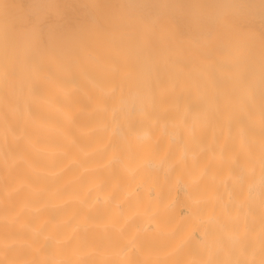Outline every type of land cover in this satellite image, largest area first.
<instances>
[{"label":"bare ground","instance_id":"6f19581e","mask_svg":"<svg viewBox=\"0 0 264 264\" xmlns=\"http://www.w3.org/2000/svg\"><path fill=\"white\" fill-rule=\"evenodd\" d=\"M120 1L0 0V127L6 132V139H0V175L5 184L43 181L30 166L53 165L35 147L60 146L62 138L39 125L68 129L84 147L89 141L78 129L106 123L111 131L115 125L105 158L117 148L132 163L152 154L164 157V166L172 165L166 178L164 166L159 173L141 169L136 174L144 185L140 202L146 194L161 201L175 196L170 221L175 231L163 245L153 239L141 242L142 250H156L183 239L195 217L220 212L221 201L228 215H234L248 184L257 181L264 161V47L246 35L235 36L241 23L233 16L234 2L203 21L183 11L187 0ZM170 17L178 31L161 34ZM123 101L133 102L130 112L119 109ZM72 113L77 115L70 127L66 115ZM145 136L130 150L120 143L121 137L132 141ZM78 171L73 166L65 175ZM100 175L107 190L122 178V171L114 165ZM177 177H200L192 197L205 199L193 205L183 189L171 191ZM261 200L264 191L247 205L248 234L235 246L216 251L213 264H249L253 253L260 258L257 246L264 236L254 238L260 225L252 216H260ZM18 204L6 201L0 215ZM60 211L48 208L44 214L55 221ZM89 218L99 221L104 214ZM224 227L231 231L234 222L226 220ZM7 234L30 235L15 226ZM218 235L223 234L217 226L202 223L187 240L181 259H208ZM43 251L51 255L53 243Z\"/></svg>","mask_w":264,"mask_h":264},{"label":"clouds","instance_id":"9594fccd","mask_svg":"<svg viewBox=\"0 0 264 264\" xmlns=\"http://www.w3.org/2000/svg\"><path fill=\"white\" fill-rule=\"evenodd\" d=\"M132 104L133 102L123 101L119 109L130 112ZM137 107L142 108L143 103L138 102ZM76 115L77 113L66 115L70 127ZM39 126L59 135L62 144L53 147L34 146L35 151L44 153L53 165L39 169L30 166L33 175L44 178L41 183L33 184L27 179H20L5 184L6 177L0 175V207L6 201H19L14 211L0 215V264H213L212 256L216 251L235 246L237 241L248 234L250 213L247 211V205L255 203L260 197V192L264 191V161L260 164L257 181L248 184L244 199L236 202L237 211L234 215H228L227 206L221 201L220 212L209 213L203 218L195 217L196 222L191 231L179 242L145 251L141 248L143 240H159L163 245L175 231L170 222L176 202L175 196L170 200L161 201L159 198L153 200L146 194L144 202L139 199V189L144 185L143 180L137 177V172L144 169L147 173H159L164 166V157L157 158L146 154L139 161L132 163L121 149L113 148L105 158L104 153L116 135L115 125L111 131H108L106 123L78 129L79 135L88 139V147L79 144L68 129ZM0 139H6L3 127H0ZM145 139L148 137H136L132 141L121 137L120 143L124 149L130 150L133 144H139ZM180 159H184L183 154ZM58 162L59 166H56ZM114 165L121 168L122 178L110 189L105 190V182L100 172L110 171ZM73 166L79 171L65 175ZM171 167L172 165L164 166L165 178ZM85 176L87 182L84 180ZM239 179L237 178V183ZM199 180L200 177H189L187 180L177 177L170 189L174 193L183 189L185 197L191 200L193 205H197L205 199L192 197ZM212 199L220 200L215 195ZM228 203H231V197ZM240 207L245 208L243 214L239 212ZM48 208L61 210L57 220L52 221L44 214ZM259 208L260 216H252L253 222L260 225L254 238L264 236V200L260 201ZM101 211L104 214L102 220L89 218L90 214ZM30 220L35 223H30ZM226 220L234 222L231 231L225 230ZM202 223L217 226L223 235H218L210 243L208 259H181L187 240ZM11 226L30 235L27 238L23 235L11 236L7 234ZM113 238L123 242H113ZM49 241L54 245L51 255L43 251ZM257 250L261 252L260 258L257 259L253 253L249 257V264H264V243L259 244ZM137 254L141 257L139 260L135 258ZM224 264L241 262L233 260L225 261Z\"/></svg>","mask_w":264,"mask_h":264},{"label":"rangeland","instance_id":"374dc122","mask_svg":"<svg viewBox=\"0 0 264 264\" xmlns=\"http://www.w3.org/2000/svg\"><path fill=\"white\" fill-rule=\"evenodd\" d=\"M232 2L237 5L233 16L241 23L237 31H234L235 36L246 35L251 40L257 41L258 46L264 47V0H187L182 8L186 14L192 13L194 16L192 17L196 20L204 21L216 17L225 3L232 4ZM119 3H121L120 0ZM223 18L226 16L224 15L221 19ZM177 31L178 28L173 18L170 17L161 34L171 35L176 34Z\"/></svg>","mask_w":264,"mask_h":264}]
</instances>
